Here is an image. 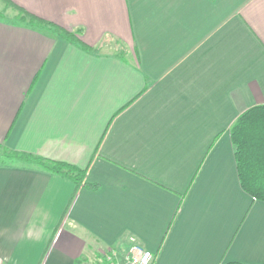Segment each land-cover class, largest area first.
<instances>
[{"label":"crops","instance_id":"obj_1","mask_svg":"<svg viewBox=\"0 0 264 264\" xmlns=\"http://www.w3.org/2000/svg\"><path fill=\"white\" fill-rule=\"evenodd\" d=\"M0 1V150L86 170L74 196L0 163V264H111L131 238L152 264H264L230 135L264 104V0Z\"/></svg>","mask_w":264,"mask_h":264},{"label":"trees","instance_id":"obj_2","mask_svg":"<svg viewBox=\"0 0 264 264\" xmlns=\"http://www.w3.org/2000/svg\"><path fill=\"white\" fill-rule=\"evenodd\" d=\"M6 3L16 7L21 12L22 16L19 18L21 21H28L40 29L49 28L55 35L71 43L82 44L85 49H89L87 45L81 42L78 33L34 16L10 1H6ZM230 135L243 190L255 200L264 201V104L252 107L242 113L232 125ZM5 156L19 162L35 164L48 173L70 179L76 186L74 196L79 187L86 184V170L78 166L48 160L29 152L6 150ZM220 264L245 263L228 262Z\"/></svg>","mask_w":264,"mask_h":264},{"label":"built area","instance_id":"obj_3","mask_svg":"<svg viewBox=\"0 0 264 264\" xmlns=\"http://www.w3.org/2000/svg\"><path fill=\"white\" fill-rule=\"evenodd\" d=\"M106 257L111 264H152L155 259L154 254L138 244L135 238H131V243L122 252L113 249Z\"/></svg>","mask_w":264,"mask_h":264},{"label":"rangeland","instance_id":"obj_4","mask_svg":"<svg viewBox=\"0 0 264 264\" xmlns=\"http://www.w3.org/2000/svg\"><path fill=\"white\" fill-rule=\"evenodd\" d=\"M1 6H6V4L3 1H0V7ZM21 16L22 15H19L17 18L19 19ZM16 162H19V161L6 158L5 151L2 152L0 150V163L10 164V163H16Z\"/></svg>","mask_w":264,"mask_h":264}]
</instances>
